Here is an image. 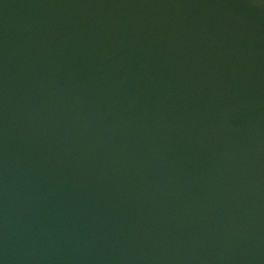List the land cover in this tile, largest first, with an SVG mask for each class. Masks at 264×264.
I'll use <instances>...</instances> for the list:
<instances>
[{
	"label": "water",
	"instance_id": "95a60500",
	"mask_svg": "<svg viewBox=\"0 0 264 264\" xmlns=\"http://www.w3.org/2000/svg\"><path fill=\"white\" fill-rule=\"evenodd\" d=\"M0 264H264V0H0Z\"/></svg>",
	"mask_w": 264,
	"mask_h": 264
}]
</instances>
